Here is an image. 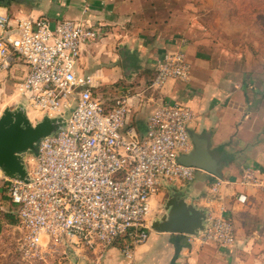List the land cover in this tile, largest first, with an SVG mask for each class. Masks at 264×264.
Segmentation results:
<instances>
[{
	"label": "built area",
	"instance_id": "1",
	"mask_svg": "<svg viewBox=\"0 0 264 264\" xmlns=\"http://www.w3.org/2000/svg\"><path fill=\"white\" fill-rule=\"evenodd\" d=\"M103 32L100 25L78 18L52 25L46 17L12 19L0 13V69L15 57L22 59L27 70L18 86L31 104L59 117L70 108L63 128L39 139L25 159L27 180L0 169V186L15 205L23 256H40L44 244L65 242L97 253L93 264H100V253L111 246L119 249L123 264H134L135 248L149 234L151 197L173 181L193 179L196 167L178 161L193 146L186 104L156 103L142 135L128 121L132 96H152L167 79L188 78L184 51L164 52L141 90L122 89L107 106L93 91L91 77L76 69L81 45ZM239 182L264 187V178L251 167ZM195 238L230 246L232 223L222 211L209 213Z\"/></svg>",
	"mask_w": 264,
	"mask_h": 264
},
{
	"label": "crops",
	"instance_id": "2",
	"mask_svg": "<svg viewBox=\"0 0 264 264\" xmlns=\"http://www.w3.org/2000/svg\"><path fill=\"white\" fill-rule=\"evenodd\" d=\"M195 8L191 0L0 3V13L12 19L46 17L54 25L78 18L100 25L103 36L81 45L76 69L89 75L94 88L103 94L117 95L125 88L141 90L164 52L184 51L190 63L188 78H169L152 96H132L128 121L144 130L146 116L156 103L186 104L192 112L190 136L206 141L218 163L217 174L196 168L193 179L164 185L150 199L148 219L161 215L172 185L186 193L187 201L205 207L206 215L222 211L232 223L234 240L230 246L200 243L195 236L150 228L146 241L135 248L134 264H264V187L239 182L246 167L264 178V58L219 38ZM26 70L18 57L0 69V114L6 107L22 105L29 120L35 122L43 113L18 86ZM217 180L220 183L213 191ZM239 194L245 199H238ZM74 248L88 252L96 261L97 253L83 246ZM98 262L123 264V256L111 246L100 253Z\"/></svg>",
	"mask_w": 264,
	"mask_h": 264
},
{
	"label": "water",
	"instance_id": "3",
	"mask_svg": "<svg viewBox=\"0 0 264 264\" xmlns=\"http://www.w3.org/2000/svg\"><path fill=\"white\" fill-rule=\"evenodd\" d=\"M3 0H0V3ZM10 0H5L8 3ZM63 115L43 114L31 122L22 105L6 107L0 114V169L8 177L27 180L25 159L34 154L39 139L63 128ZM142 135L143 130H140ZM192 148L178 156V161L217 174L218 163L210 154L204 139L191 135ZM149 226L154 231L197 236L206 226V209L186 200V193L172 185L163 204V212L153 217Z\"/></svg>",
	"mask_w": 264,
	"mask_h": 264
},
{
	"label": "rangeland",
	"instance_id": "4",
	"mask_svg": "<svg viewBox=\"0 0 264 264\" xmlns=\"http://www.w3.org/2000/svg\"><path fill=\"white\" fill-rule=\"evenodd\" d=\"M191 5L196 6L199 17L220 34L219 38L222 36L232 46H243L264 58V0H191ZM102 91L97 90L98 94ZM11 209L12 205L0 186V264L94 263L95 259L88 252H78L74 244L65 242L44 244L40 256H23L18 249L16 222H7L10 217L6 215Z\"/></svg>",
	"mask_w": 264,
	"mask_h": 264
},
{
	"label": "trees",
	"instance_id": "5",
	"mask_svg": "<svg viewBox=\"0 0 264 264\" xmlns=\"http://www.w3.org/2000/svg\"><path fill=\"white\" fill-rule=\"evenodd\" d=\"M93 91L99 95V97L102 99L103 103L106 104L107 106L112 105L113 103V98H114V94H111L110 92H108L107 94H98L96 88H93ZM8 197V196H7ZM9 199V197H8ZM10 201V199H9ZM11 205H12V209L11 211L8 212V214L6 215L7 217H10V219L7 221L8 223H15L17 222V216H16V212H15V205L13 204L12 201H10Z\"/></svg>",
	"mask_w": 264,
	"mask_h": 264
}]
</instances>
